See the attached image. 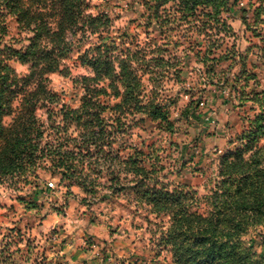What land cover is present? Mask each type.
Segmentation results:
<instances>
[{
  "label": "rangeland",
  "instance_id": "obj_1",
  "mask_svg": "<svg viewBox=\"0 0 264 264\" xmlns=\"http://www.w3.org/2000/svg\"><path fill=\"white\" fill-rule=\"evenodd\" d=\"M88 1V13L105 17L108 26L80 42L77 36L63 60L67 75L47 76L44 92L54 98L36 112L41 147L53 140L54 122L64 124L73 137L96 126L86 116L63 122L86 95L83 77H94L83 63L87 52L107 44L141 54L156 39L164 65L169 62L163 69L167 73L158 71L154 77L161 84L155 83L157 94L152 93L151 77L144 75V89L137 96L142 105L156 98L168 122L138 113L127 116L122 120L129 127L115 146L121 147L123 159L134 150L151 157L145 165L153 169L159 187L186 196L188 212L207 217L221 182L222 157L247 141L264 114V0H227L221 13L227 28L219 35L189 33L187 25L160 30L149 23L147 0ZM30 37L0 5V61L14 70L19 85L30 65L7 57L9 50L27 46ZM27 87L32 89L33 83ZM119 98L103 100L116 104ZM12 119L5 116L3 126L9 127ZM2 142L0 137V146ZM258 145H264V129ZM50 168V159H41L23 165L20 173L8 169L0 177V264H178L174 247L162 241L170 228L168 217L154 214L132 188L112 193L107 189L110 176L91 173L98 185L84 189ZM127 176H120L122 183ZM239 245L264 258V215L244 219Z\"/></svg>",
  "mask_w": 264,
  "mask_h": 264
},
{
  "label": "trees",
  "instance_id": "obj_2",
  "mask_svg": "<svg viewBox=\"0 0 264 264\" xmlns=\"http://www.w3.org/2000/svg\"><path fill=\"white\" fill-rule=\"evenodd\" d=\"M227 2L147 0L146 9L150 13L149 23L155 22L160 30L170 25H187L189 33L219 35L227 28L221 18ZM0 5L16 18L20 30L31 34L27 46L22 50H9L12 55L7 57V60L16 58L30 65L29 75L22 85L14 70L0 61V137L3 141L0 177L5 176L8 169H13L14 174L20 173L23 165L41 159H50V169L84 189L98 185L97 179L91 180V173L98 174L97 178L106 173L110 176L107 189L112 193L124 187L132 188L154 214L168 217L170 228L162 241L174 247L176 263L264 264V258L242 251L239 245L244 219L264 215V145H258L264 129V114L256 119L255 128L245 137L247 141L222 157L221 182L212 197L208 216L190 214L185 205L186 196L176 191L172 194L166 185L159 187L161 182L153 169L145 165L151 157L134 150L123 159L121 147L115 146L129 127L122 120L127 116L134 117L138 113L168 122L167 112H161L156 98L142 105L137 96L143 92L144 75L151 77L152 93L157 94L156 85L161 84L154 77L158 71L167 73L163 69L169 62L164 65L165 58L159 54L157 40L152 39V45L142 49L141 54L134 49L107 44L87 52L83 63L92 68L94 77H83L86 95L79 109L65 113L63 122L71 117L86 116L96 126L73 137L67 134L64 124L54 122L51 126L56 131L53 140L41 147L43 131L36 112L47 99L54 98L44 92L47 76L56 72L67 75L63 60L74 39L78 36L77 42H80L101 33L108 21L88 13V0H0ZM32 83L33 88L29 89L27 86ZM111 96L120 97L119 102L112 104L103 100ZM15 100H19V104L13 108ZM9 115H13L12 124L5 128L2 119ZM131 121H135L134 118ZM124 173L128 176L122 183L120 176Z\"/></svg>",
  "mask_w": 264,
  "mask_h": 264
}]
</instances>
